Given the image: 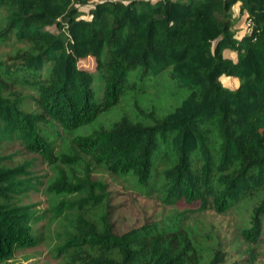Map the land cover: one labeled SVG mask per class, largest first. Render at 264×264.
Here are the masks:
<instances>
[{"label": "trees", "instance_id": "obj_1", "mask_svg": "<svg viewBox=\"0 0 264 264\" xmlns=\"http://www.w3.org/2000/svg\"><path fill=\"white\" fill-rule=\"evenodd\" d=\"M75 1L0 0L5 20L0 39L12 35L35 49L16 54V64L0 72V144L17 137L28 152L55 163L53 135L40 121L47 118L64 131L85 125L117 102L128 87V72L138 69L144 77L168 69L189 89L172 111L151 123L121 117L108 129L73 137L78 155L60 157V163L75 162L82 154L108 174L131 175L148 189L154 157L163 146L174 157L161 173L164 202L210 205L220 213L239 196L257 191L264 181V0H103L85 18ZM234 6L247 26L238 37ZM224 50L234 58L223 57ZM85 59L91 60L93 73L81 64ZM19 69L37 73L38 112L22 109L6 95ZM221 76L237 79L236 88L225 89ZM94 78L102 86L99 102ZM18 173L19 168L0 162V263L39 242L30 223L42 217L11 202ZM92 185L85 181L76 208L71 200L59 203L76 213L78 229L68 247L80 264L221 262L217 241L210 246V240L179 222L146 221L117 233L106 212L95 211L92 220L87 201L107 196L99 183ZM48 190L68 194L75 187L61 179ZM261 215L264 194L241 230L245 241H256Z\"/></svg>", "mask_w": 264, "mask_h": 264}, {"label": "rangeland", "instance_id": "obj_2", "mask_svg": "<svg viewBox=\"0 0 264 264\" xmlns=\"http://www.w3.org/2000/svg\"><path fill=\"white\" fill-rule=\"evenodd\" d=\"M101 1L103 0H76L74 6L85 18L93 5ZM3 13V9H0V30L5 22ZM232 13L236 17L233 30L238 37L247 26L243 13L239 12L236 6L232 7ZM23 51L29 53L35 49L26 42H16L12 35L1 38L0 72L7 66L11 68V65L16 64L15 55ZM226 51L224 50L222 55L227 58L229 56L224 55ZM81 64L87 71L94 72L90 59L82 60ZM36 75L37 73L30 75L26 70L19 69L13 83H9L5 89L9 99L16 100L26 111L38 112L34 82ZM39 76H43L42 71ZM219 81L228 90H234L238 84L237 79L226 76H221ZM127 82L128 87L123 89L117 102L99 111L96 117L85 125L64 131L47 118L40 121L39 126L46 128L53 135L51 140L52 153L57 158L55 163L49 164L40 155L28 152L17 137L3 140L0 144V162L9 168H19L11 202L16 206L26 207L29 214L35 213L42 217L40 221L30 223L32 233L39 240L38 244L16 250L12 258L0 264H80L75 249L68 247L70 236L78 229L76 213L65 206L61 208L59 203L71 200L76 208L75 204L81 197L78 192L85 189L86 180L94 182L95 185L99 183L107 194L104 199L101 194L95 203L87 201V210L92 220L96 218L95 211L96 214L106 212L112 230L117 233L146 221H159L163 224L175 221L190 227L195 235L210 240V246L217 241V246L223 254L219 264H264V215L260 217V233L254 243L245 241L241 236V230L248 226L252 207L264 194V181L257 191L239 196L238 201L232 203L225 211L217 213L210 205L200 209L197 203L164 202V189L160 187L163 182L161 173L172 165L174 157L170 151L165 153L163 146L160 148V156H155L153 160L151 184L148 187L152 189L149 194L145 193L148 189H143L137 184L133 176L108 174L88 156L79 154V159H73H77L75 162L60 163V157L65 159L78 155L72 145L73 137L108 129L121 117L131 122L151 123V119H161L172 111L189 94V89L178 85L168 69L156 76L144 77H140L138 69H135L127 73ZM92 87L95 100L99 102L102 86L96 78ZM61 179L75 187V191L71 190L66 194L48 190V186ZM94 192L103 193L98 189Z\"/></svg>", "mask_w": 264, "mask_h": 264}, {"label": "crops", "instance_id": "obj_3", "mask_svg": "<svg viewBox=\"0 0 264 264\" xmlns=\"http://www.w3.org/2000/svg\"><path fill=\"white\" fill-rule=\"evenodd\" d=\"M225 53H224L225 56H229L230 57V58L229 57H227V58H229V59H233L234 58L233 54L230 51L227 50Z\"/></svg>", "mask_w": 264, "mask_h": 264}]
</instances>
